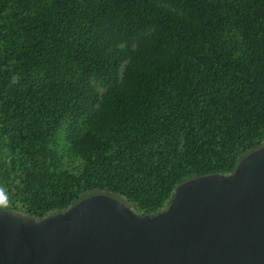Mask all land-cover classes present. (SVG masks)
<instances>
[{
	"label": "trees",
	"instance_id": "trees-1",
	"mask_svg": "<svg viewBox=\"0 0 264 264\" xmlns=\"http://www.w3.org/2000/svg\"><path fill=\"white\" fill-rule=\"evenodd\" d=\"M262 142L264 0H0V207L153 214Z\"/></svg>",
	"mask_w": 264,
	"mask_h": 264
},
{
	"label": "water",
	"instance_id": "water-1",
	"mask_svg": "<svg viewBox=\"0 0 264 264\" xmlns=\"http://www.w3.org/2000/svg\"><path fill=\"white\" fill-rule=\"evenodd\" d=\"M0 264H264V142L153 214L106 193L38 219L0 207Z\"/></svg>",
	"mask_w": 264,
	"mask_h": 264
},
{
	"label": "clouds",
	"instance_id": "clouds-1",
	"mask_svg": "<svg viewBox=\"0 0 264 264\" xmlns=\"http://www.w3.org/2000/svg\"><path fill=\"white\" fill-rule=\"evenodd\" d=\"M8 203V197L5 195L4 190L0 189V206H6Z\"/></svg>",
	"mask_w": 264,
	"mask_h": 264
},
{
	"label": "rangeland",
	"instance_id": "rangeland-1",
	"mask_svg": "<svg viewBox=\"0 0 264 264\" xmlns=\"http://www.w3.org/2000/svg\"><path fill=\"white\" fill-rule=\"evenodd\" d=\"M71 165H73V164H71V163H68V164H67V166H71ZM8 204H9V203H8ZM8 204H7V205H8ZM134 211H135L136 213H137V212L139 213V211L136 210V209H134Z\"/></svg>",
	"mask_w": 264,
	"mask_h": 264
}]
</instances>
